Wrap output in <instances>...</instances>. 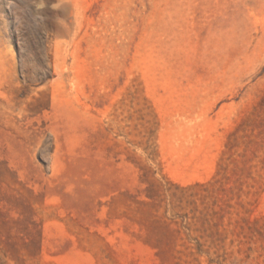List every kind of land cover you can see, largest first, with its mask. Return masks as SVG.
I'll list each match as a JSON object with an SVG mask.
<instances>
[{
  "label": "rangeland",
  "instance_id": "obj_1",
  "mask_svg": "<svg viewBox=\"0 0 264 264\" xmlns=\"http://www.w3.org/2000/svg\"><path fill=\"white\" fill-rule=\"evenodd\" d=\"M0 264H264V0H0Z\"/></svg>",
  "mask_w": 264,
  "mask_h": 264
}]
</instances>
